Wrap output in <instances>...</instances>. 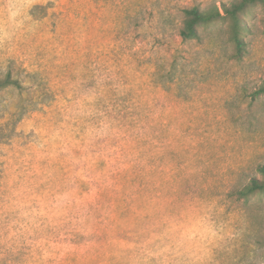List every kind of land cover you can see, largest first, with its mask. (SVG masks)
<instances>
[{
	"label": "rangeland",
	"instance_id": "obj_1",
	"mask_svg": "<svg viewBox=\"0 0 264 264\" xmlns=\"http://www.w3.org/2000/svg\"><path fill=\"white\" fill-rule=\"evenodd\" d=\"M232 1L0 0V264H264V5L179 34Z\"/></svg>",
	"mask_w": 264,
	"mask_h": 264
},
{
	"label": "trees",
	"instance_id": "obj_2",
	"mask_svg": "<svg viewBox=\"0 0 264 264\" xmlns=\"http://www.w3.org/2000/svg\"><path fill=\"white\" fill-rule=\"evenodd\" d=\"M257 4L264 5V0H233L230 4H224L222 7L211 5L205 9L199 6L184 8V18L179 34L184 41L198 40L201 37V28L221 21L228 22L231 29L230 40L235 46L234 57L240 59L245 52L243 32L246 26L242 15ZM10 87L25 88L21 78L13 75L12 71L0 74V92ZM261 95H264V82L252 93L254 98ZM257 172L261 175L260 177H251L247 183L235 190L239 199L248 200L257 194L264 193V164L257 166Z\"/></svg>",
	"mask_w": 264,
	"mask_h": 264
}]
</instances>
